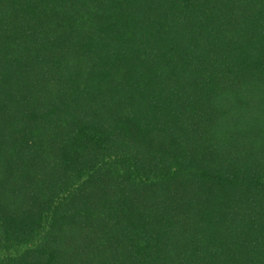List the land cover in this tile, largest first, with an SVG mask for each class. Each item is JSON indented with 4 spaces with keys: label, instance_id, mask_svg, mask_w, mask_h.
<instances>
[{
    "label": "trees",
    "instance_id": "obj_1",
    "mask_svg": "<svg viewBox=\"0 0 264 264\" xmlns=\"http://www.w3.org/2000/svg\"><path fill=\"white\" fill-rule=\"evenodd\" d=\"M0 264H264V0H0Z\"/></svg>",
    "mask_w": 264,
    "mask_h": 264
}]
</instances>
